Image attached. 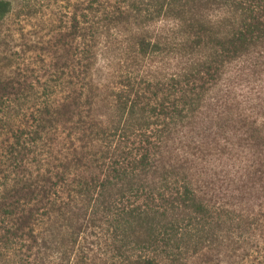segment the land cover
<instances>
[{"label":"trees","instance_id":"trees-1","mask_svg":"<svg viewBox=\"0 0 264 264\" xmlns=\"http://www.w3.org/2000/svg\"><path fill=\"white\" fill-rule=\"evenodd\" d=\"M12 16L42 32H27L37 54L19 88H1V248L53 264H264V210L236 213L191 175L203 116L225 112L264 180V0H0V23Z\"/></svg>","mask_w":264,"mask_h":264},{"label":"rangeland","instance_id":"rangeland-1","mask_svg":"<svg viewBox=\"0 0 264 264\" xmlns=\"http://www.w3.org/2000/svg\"><path fill=\"white\" fill-rule=\"evenodd\" d=\"M64 5V1H58V5ZM54 10H58L55 6ZM71 10V9H66ZM71 12L68 13V17ZM67 19V18H66ZM19 19L12 16L0 23V95L3 93L2 86L8 80H14V87L19 88L20 82L25 75V65L28 56L33 58L36 51L30 53L26 51L27 32L33 33V36L40 34L42 23L39 19H32L27 24L18 22ZM29 23V24H28ZM34 38V37H33ZM12 89V88H10ZM216 90H211V95ZM241 108V107H240ZM236 112L235 109H233ZM209 117L203 116V133L200 132L197 138L202 145L204 152L197 159L195 166L191 170L194 187L199 190L200 194H204L206 198L213 201L225 202L228 206L235 208L236 213L239 209L247 211V206L254 208L255 211L260 208L264 210V180H254V176H259V172L255 175L254 169L259 166L248 168L254 157L251 156L254 149H244L242 130H237L235 123L226 121V113L219 118L214 112L208 113ZM230 144L229 151L223 149L224 144ZM238 143L240 145H238ZM224 150L221 154V150ZM251 152H249V151ZM250 155H249V153ZM9 169L3 159L0 160V194L4 191L5 181L9 175ZM1 196V195H0ZM10 198L0 199V203L9 202ZM2 204L0 207L2 208ZM3 217V215L1 216ZM29 252L19 249L16 245L12 249H3L0 247V264H53V258H45L42 253L33 257H29ZM46 259V260H45Z\"/></svg>","mask_w":264,"mask_h":264}]
</instances>
